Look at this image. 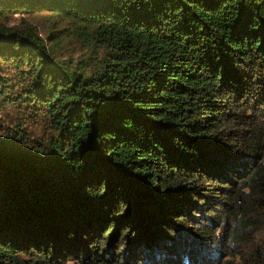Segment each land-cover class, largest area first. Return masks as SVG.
I'll return each instance as SVG.
<instances>
[{
    "label": "trees",
    "instance_id": "16d2710c",
    "mask_svg": "<svg viewBox=\"0 0 264 264\" xmlns=\"http://www.w3.org/2000/svg\"><path fill=\"white\" fill-rule=\"evenodd\" d=\"M260 225L264 0H0V264H264Z\"/></svg>",
    "mask_w": 264,
    "mask_h": 264
},
{
    "label": "rangeland",
    "instance_id": "374dc122",
    "mask_svg": "<svg viewBox=\"0 0 264 264\" xmlns=\"http://www.w3.org/2000/svg\"><path fill=\"white\" fill-rule=\"evenodd\" d=\"M21 17H25V18H29L35 23L37 24V29L39 31V34L44 37L46 34V25L47 24H41V21H46L44 20L43 16L38 15V13L34 16H28L26 14H19V13H15L13 14V18L12 21H18L21 19ZM40 21V22H37ZM71 47H75V49H77V45L75 43H70L69 44ZM254 239L257 243H263L264 244V225H260L258 230L254 233ZM65 264H73V262L68 261Z\"/></svg>",
    "mask_w": 264,
    "mask_h": 264
}]
</instances>
